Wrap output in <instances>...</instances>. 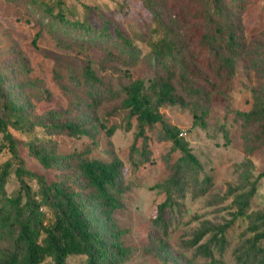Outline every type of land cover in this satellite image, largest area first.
Returning <instances> with one entry per match:
<instances>
[{
    "label": "trees",
    "instance_id": "obj_1",
    "mask_svg": "<svg viewBox=\"0 0 264 264\" xmlns=\"http://www.w3.org/2000/svg\"><path fill=\"white\" fill-rule=\"evenodd\" d=\"M175 1L143 0L157 25L143 30L150 38L149 47L156 61L153 66L155 76L150 85L143 78L132 79L122 100V107L127 111L126 129H137L135 141L127 152L135 169L155 163L153 145L160 138L153 133L158 124L173 150L180 153L169 179L161 185L166 199L159 204L154 219L157 229L153 239L161 251L169 247L172 233L171 221L166 215L180 207L187 184L185 166L197 170L201 164L189 142L181 136V131L168 123L160 108L193 109L194 125L204 126L214 105H228L240 60L248 53V43L237 17L246 6L245 0ZM42 6L48 17L63 28L81 34L94 32L100 38L115 36L130 49L138 47V43L123 32L117 31L113 35L110 25H106L108 22L98 27L85 20L68 19L63 0L56 5L42 2ZM156 8L161 10L160 16ZM158 34L160 36L155 38ZM100 44L103 45L101 41L91 43L87 48L89 54H101ZM105 50L111 60L126 62L113 48L106 47ZM94 62L89 57L77 77L83 95L68 90L72 101L67 106L43 114L52 133L76 138L95 132V124L92 120H85L81 110L86 109L96 118L100 108L115 97V92L110 82L98 75ZM20 66L28 74L33 71L29 62ZM28 86L40 90L38 101L50 98V91L39 88L37 82H26L25 88ZM0 99L3 100L2 103L0 100V131L4 133L13 156L0 172V233L10 241L9 246L0 251V264H44L47 261L66 264L73 256L85 257L84 264H119L127 255L123 233L114 221L115 212L123 206L125 194L123 162H106L85 157L82 153L63 156L45 142L30 141L26 143L29 155L45 171L53 174L28 169L20 154V145L8 127L13 125L20 132L29 130L33 122L28 107V103L32 104V95L26 91L24 97L17 100L14 93L5 88L4 75L0 71ZM238 114L242 115L245 127L253 134L252 144L264 146V101H259L253 110ZM12 173L20 187L16 193L8 194L7 185ZM263 178L264 171L252 176L250 189L234 198L235 219L248 217L251 220L250 238L237 254L235 264H264V211L251 213ZM30 181H35L36 186L33 187ZM91 205L104 223L111 226L108 235L90 219ZM233 222L219 227L203 224L190 241L183 242L184 252L177 255L180 264H191L187 252L192 249L195 257L204 259L203 264H232L222 255ZM164 264L177 263L165 258Z\"/></svg>",
    "mask_w": 264,
    "mask_h": 264
},
{
    "label": "rangeland",
    "instance_id": "obj_2",
    "mask_svg": "<svg viewBox=\"0 0 264 264\" xmlns=\"http://www.w3.org/2000/svg\"><path fill=\"white\" fill-rule=\"evenodd\" d=\"M58 1L0 0V71L4 75L5 88L11 90L17 100L24 97L26 91L33 99L31 105L28 103L33 117L29 130L20 132L13 125L8 127L20 145V154L27 168L53 174L45 171L29 155L26 143L30 141L45 142L63 156L82 153L85 157L106 162H123L125 194L123 206L115 212L114 221L123 233L127 255L119 264H164L165 258L180 264L177 255L184 252L183 242L190 241L203 224L219 227L233 221L227 232L228 242L222 258L235 264L237 254L246 247L245 243L250 238L248 228L251 220L248 217L235 219L237 208L234 198L250 189L252 176L264 171V146L252 144L253 134L245 127L242 115L238 114L249 112L259 101H264V0H245V8L237 15L248 43V53L240 60L228 105H214L204 126L194 125L193 109L179 106L160 108L168 123L181 131V136L189 142L201 164L197 170L185 166L188 178L180 207L166 215L171 221L172 233L165 251L158 250V243L153 239L157 229L154 219L159 204L166 199L161 185L169 179L180 153L173 150L158 124L153 133L160 138L153 145L155 163L135 169L127 152L135 141L137 129H126L127 111L122 107L125 88L132 79L143 78L150 85L155 76L153 66L156 61L149 47L150 38L143 32L150 25L157 26L152 13L143 0H63L68 19L85 20L98 27L108 22L106 25H110L113 35L120 31L138 43L136 49H130L115 36L100 38L94 32L81 34L63 28L48 17L42 6V2L56 5ZM155 11L160 16L161 10L156 8ZM159 36L155 35V38ZM98 41L103 43L99 45L101 54H89L88 46ZM106 47L113 48L126 62L111 60ZM89 57L96 61L98 75L110 82L115 97L100 108L96 118L85 108L81 110L83 118L95 124L93 135L72 138L52 133L43 114L53 108L67 106L72 101L68 90L83 95V88H78L77 77ZM26 62L33 69L30 74L20 66ZM26 82H37L39 88L50 91V98L38 101L40 90L29 86L26 89ZM110 130H113L112 134ZM0 150L1 172L5 163L13 160L2 131ZM30 182L36 186L35 181ZM19 187L20 182L12 173L7 185L8 194L16 193ZM91 209L90 219L108 235L112 231L111 226L104 223L92 205ZM261 211H264V178L260 181L251 213ZM9 244V239L0 233V251ZM187 253L191 264L204 263L202 257H195L194 249ZM84 262L85 257L73 256L66 264Z\"/></svg>",
    "mask_w": 264,
    "mask_h": 264
}]
</instances>
